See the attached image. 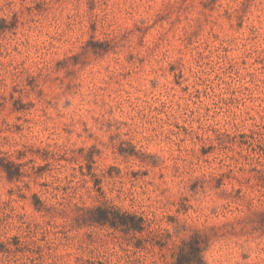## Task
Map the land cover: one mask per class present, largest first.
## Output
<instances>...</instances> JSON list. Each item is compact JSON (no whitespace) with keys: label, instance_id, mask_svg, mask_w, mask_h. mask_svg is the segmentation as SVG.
Segmentation results:
<instances>
[{"label":"clouds","instance_id":"9594fccd","mask_svg":"<svg viewBox=\"0 0 264 264\" xmlns=\"http://www.w3.org/2000/svg\"><path fill=\"white\" fill-rule=\"evenodd\" d=\"M0 264H264V0H0Z\"/></svg>","mask_w":264,"mask_h":264}]
</instances>
